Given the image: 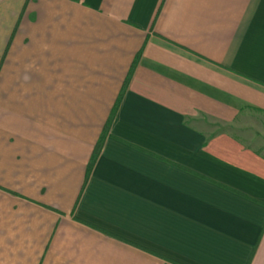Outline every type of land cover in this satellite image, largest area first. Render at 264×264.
I'll return each instance as SVG.
<instances>
[{
  "label": "crops",
  "instance_id": "obj_1",
  "mask_svg": "<svg viewBox=\"0 0 264 264\" xmlns=\"http://www.w3.org/2000/svg\"><path fill=\"white\" fill-rule=\"evenodd\" d=\"M256 117L264 0H0V264H264Z\"/></svg>",
  "mask_w": 264,
  "mask_h": 264
},
{
  "label": "rangeland",
  "instance_id": "obj_2",
  "mask_svg": "<svg viewBox=\"0 0 264 264\" xmlns=\"http://www.w3.org/2000/svg\"><path fill=\"white\" fill-rule=\"evenodd\" d=\"M240 125L239 128H247V127H252L253 130H257V128L259 129H264V117H256L255 119H248V118H244L242 119L241 118V121H238L237 123H235V125ZM209 128H211L209 126ZM232 128L233 127H230V126H224L221 128V126L219 125H215V128L216 130H223L224 133L226 134H230L232 132ZM247 130V129H246ZM255 132V131H254ZM250 138L252 137L253 139H257L258 141H263L264 139V136L262 135H252V136H249Z\"/></svg>",
  "mask_w": 264,
  "mask_h": 264
},
{
  "label": "trees",
  "instance_id": "obj_3",
  "mask_svg": "<svg viewBox=\"0 0 264 264\" xmlns=\"http://www.w3.org/2000/svg\"><path fill=\"white\" fill-rule=\"evenodd\" d=\"M119 101H121V98H119L118 101H116V106L114 107L113 111L111 112L110 114V118H109V121L107 122L106 126L103 128V133L100 137V140L97 141V145L94 147V150H93V153H91V161L89 163V165L87 166V170H88V173L91 171L90 169L92 168V166H94L96 160L98 159V155L99 153H101L102 151V147H103V140H105V138L107 137L108 135V127H110L112 121L114 120V115L116 114V111H117V107H118V103Z\"/></svg>",
  "mask_w": 264,
  "mask_h": 264
}]
</instances>
